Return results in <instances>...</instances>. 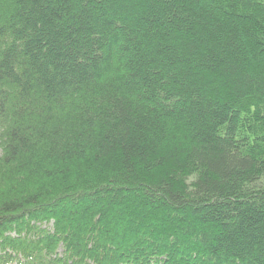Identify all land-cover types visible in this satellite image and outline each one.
Returning a JSON list of instances; mask_svg holds the SVG:
<instances>
[{
    "label": "trees",
    "instance_id": "obj_1",
    "mask_svg": "<svg viewBox=\"0 0 264 264\" xmlns=\"http://www.w3.org/2000/svg\"><path fill=\"white\" fill-rule=\"evenodd\" d=\"M0 264H264V0H0Z\"/></svg>",
    "mask_w": 264,
    "mask_h": 264
}]
</instances>
